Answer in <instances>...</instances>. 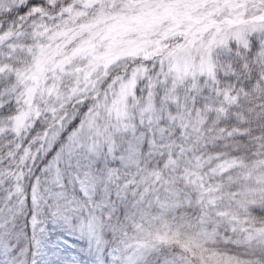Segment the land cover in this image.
<instances>
[{"label": "snow or ice", "instance_id": "snow-or-ice-1", "mask_svg": "<svg viewBox=\"0 0 264 264\" xmlns=\"http://www.w3.org/2000/svg\"><path fill=\"white\" fill-rule=\"evenodd\" d=\"M0 264H264V0H0Z\"/></svg>", "mask_w": 264, "mask_h": 264}]
</instances>
